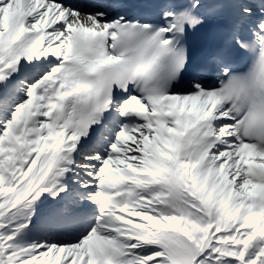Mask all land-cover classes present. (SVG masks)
<instances>
[{
	"label": "snow or ice",
	"instance_id": "1",
	"mask_svg": "<svg viewBox=\"0 0 264 264\" xmlns=\"http://www.w3.org/2000/svg\"><path fill=\"white\" fill-rule=\"evenodd\" d=\"M0 264H264V0H0Z\"/></svg>",
	"mask_w": 264,
	"mask_h": 264
}]
</instances>
